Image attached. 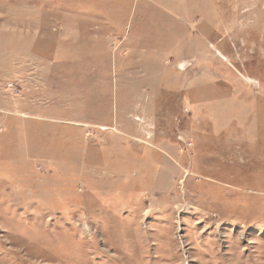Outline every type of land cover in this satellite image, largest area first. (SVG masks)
<instances>
[{"label":"rangeland","instance_id":"1","mask_svg":"<svg viewBox=\"0 0 264 264\" xmlns=\"http://www.w3.org/2000/svg\"><path fill=\"white\" fill-rule=\"evenodd\" d=\"M0 264H264V0H0Z\"/></svg>","mask_w":264,"mask_h":264}]
</instances>
